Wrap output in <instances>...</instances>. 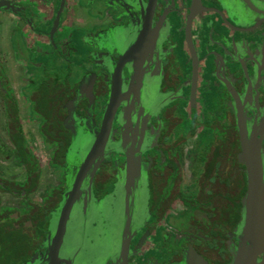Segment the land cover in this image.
I'll list each match as a JSON object with an SVG mask.
<instances>
[{"label":"flooded vegetation","instance_id":"flooded-vegetation-1","mask_svg":"<svg viewBox=\"0 0 264 264\" xmlns=\"http://www.w3.org/2000/svg\"><path fill=\"white\" fill-rule=\"evenodd\" d=\"M9 2L32 35L19 30L20 74L0 61V264H230L248 248L245 145L264 193V0ZM116 82L104 144L80 167Z\"/></svg>","mask_w":264,"mask_h":264},{"label":"water","instance_id":"water-1","mask_svg":"<svg viewBox=\"0 0 264 264\" xmlns=\"http://www.w3.org/2000/svg\"><path fill=\"white\" fill-rule=\"evenodd\" d=\"M12 7L9 0H0V7ZM61 4L57 8L54 14L52 27L48 31L49 37H51L52 32L57 26L59 13H60ZM114 79H118V73L114 74ZM117 82L114 85V90L111 91V95L108 99L107 106L105 108L101 128L99 132L96 134L93 142L91 143L89 149L86 154L82 158L80 163V167L83 165H87L96 152L102 148L105 136L107 132V126L110 122L111 115L113 112V108L115 106V102L117 99ZM245 157H246V170H247V193L245 196V217L243 224V231L247 238L250 239L251 245L248 248L243 246L238 247L236 252L233 254L232 260L230 264H254V252L264 244V193L261 192V186L263 185L262 181V172L261 165L259 161V156L257 152V148L251 145H245ZM134 170L133 162L130 160V177H126V189L128 190V181L132 180V173ZM78 174L75 176L74 183L72 184L71 190L68 191L67 195H65V199L61 205L57 224L55 231V241L58 238H61L62 232L65 226V220L68 216L70 206L72 204L74 195L73 189L75 186V182L77 181Z\"/></svg>","mask_w":264,"mask_h":264},{"label":"crops","instance_id":"crops-1","mask_svg":"<svg viewBox=\"0 0 264 264\" xmlns=\"http://www.w3.org/2000/svg\"><path fill=\"white\" fill-rule=\"evenodd\" d=\"M31 4H34V2L32 1ZM50 6L51 5H49V7ZM49 7L47 5L48 9ZM48 25L49 20L45 18L41 20L39 28L43 30L46 29ZM20 29L23 30L26 36L32 35L27 25L25 26L22 21H20L16 13L0 8V61H4L7 64L9 73L12 76L18 73L20 74L19 70L21 71L25 66L22 61V55L20 54L21 48L19 47ZM40 34H43V31H40ZM39 38L43 39V36Z\"/></svg>","mask_w":264,"mask_h":264},{"label":"rangeland","instance_id":"rangeland-1","mask_svg":"<svg viewBox=\"0 0 264 264\" xmlns=\"http://www.w3.org/2000/svg\"><path fill=\"white\" fill-rule=\"evenodd\" d=\"M2 238L5 240V243L8 245L15 244V241L13 239L14 237L12 235H3Z\"/></svg>","mask_w":264,"mask_h":264}]
</instances>
